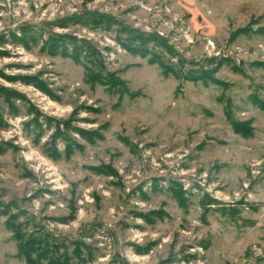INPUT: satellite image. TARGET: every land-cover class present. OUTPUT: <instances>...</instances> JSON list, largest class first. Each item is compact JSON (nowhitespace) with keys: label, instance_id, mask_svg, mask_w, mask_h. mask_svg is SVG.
<instances>
[{"label":"rangeland","instance_id":"1","mask_svg":"<svg viewBox=\"0 0 264 264\" xmlns=\"http://www.w3.org/2000/svg\"><path fill=\"white\" fill-rule=\"evenodd\" d=\"M20 244L264 264V0H0V264Z\"/></svg>","mask_w":264,"mask_h":264},{"label":"trees","instance_id":"2","mask_svg":"<svg viewBox=\"0 0 264 264\" xmlns=\"http://www.w3.org/2000/svg\"><path fill=\"white\" fill-rule=\"evenodd\" d=\"M16 236H17V234H16ZM25 244H23V245L28 247L27 243H25ZM23 245L20 244V246H19L20 254L25 258V260L28 264H34V259L30 257L29 252H28V249L30 250V248H27V250H26Z\"/></svg>","mask_w":264,"mask_h":264}]
</instances>
